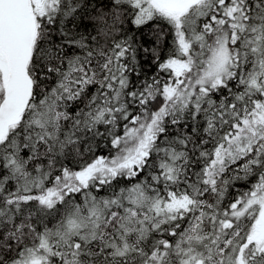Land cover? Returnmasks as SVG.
<instances>
[{
    "label": "snow or ice",
    "instance_id": "obj_1",
    "mask_svg": "<svg viewBox=\"0 0 264 264\" xmlns=\"http://www.w3.org/2000/svg\"><path fill=\"white\" fill-rule=\"evenodd\" d=\"M88 8L0 0V264H264V0Z\"/></svg>",
    "mask_w": 264,
    "mask_h": 264
},
{
    "label": "trees",
    "instance_id": "obj_2",
    "mask_svg": "<svg viewBox=\"0 0 264 264\" xmlns=\"http://www.w3.org/2000/svg\"><path fill=\"white\" fill-rule=\"evenodd\" d=\"M87 2L89 4V8H88L89 14L95 15L96 13L92 12V8L95 7V8H97L98 11L101 10L103 8V3L106 2V0H87ZM84 23L89 24L90 23L89 18L86 17ZM126 27L131 28V25H126ZM160 27L162 29V32L164 33L161 43L163 44L164 48L167 49L168 45L171 42V36L167 34L168 29H167L166 25L161 24ZM153 28H154V26L152 24H149L146 28H142L139 31H136L134 33L135 36L137 37V42L139 45H141L142 47H148V48H151L152 46H154L155 38L152 35ZM81 30H83V29H81ZM89 30H91L90 27H89ZM140 55H141V58L144 60H150L151 59L150 57H145L143 52H141ZM144 66L146 69H148L149 74H151L152 72L155 71L154 66L151 68H148L147 63H145ZM237 189L241 190V191L245 190L244 182H240L237 185Z\"/></svg>",
    "mask_w": 264,
    "mask_h": 264
}]
</instances>
